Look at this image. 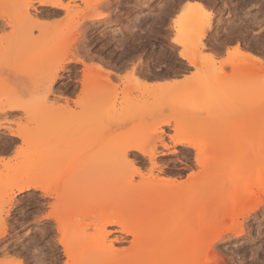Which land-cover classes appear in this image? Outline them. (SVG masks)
Instances as JSON below:
<instances>
[{
    "label": "rangeland",
    "instance_id": "1",
    "mask_svg": "<svg viewBox=\"0 0 264 264\" xmlns=\"http://www.w3.org/2000/svg\"><path fill=\"white\" fill-rule=\"evenodd\" d=\"M42 1L0 0V196L9 198L21 180L37 185L0 211V264L68 259L61 239L71 264L242 260L260 237L241 233L259 232L260 221L249 216L264 205V63L254 34L264 0H214L208 27L195 19L179 25L181 44L172 43L176 25L158 22L164 0H69L91 7L74 8L59 25L33 23L59 19ZM97 5L106 14L94 24L84 17ZM82 39L86 80L76 63ZM182 51L196 58L194 66ZM133 61L138 80L127 75ZM57 67L51 94L41 98ZM17 94L33 102H18ZM166 119L171 126H162ZM197 119L215 130L195 127ZM161 127L172 147L158 149L155 167H141L138 152L127 155L136 168L126 163L123 150ZM13 130L26 139L16 143ZM177 131L208 137L200 165L194 149L172 144ZM233 149L227 169L244 172L252 161L258 173L247 184L223 178L220 154ZM164 177L185 184L174 189ZM145 198V209L127 211L129 201ZM117 218H126L124 230L109 225Z\"/></svg>",
    "mask_w": 264,
    "mask_h": 264
},
{
    "label": "snow or ice",
    "instance_id": "2",
    "mask_svg": "<svg viewBox=\"0 0 264 264\" xmlns=\"http://www.w3.org/2000/svg\"><path fill=\"white\" fill-rule=\"evenodd\" d=\"M44 7H48L51 9H57L55 15L59 17V19L53 21L51 19L49 20H40L37 18L33 23H46L50 25H59L61 21H63L65 18L70 16L72 14V11L74 8H90L89 5H73L69 2V0H54V2L46 3L43 5ZM27 7H31V5H28ZM106 14V9L103 5H97L88 13V15L93 19H102L103 16L101 14ZM215 14V4L214 0H164L161 11L159 13V21L161 22V29L164 28L169 22L176 25V31L177 35L176 38L173 39V44H181V37H180V28L179 25L186 20L189 19H195L199 24H201L203 27H208L212 21V18ZM28 19H31L29 16ZM258 34L260 36V53L259 57L262 63H264V10H262L259 18H258ZM76 54L82 57L78 63H80L85 69L87 68L89 56H88V43L86 39H82L80 46L76 50ZM131 55V54H130ZM181 56H184L185 54L183 52L180 53ZM186 58V57H185ZM255 58V57H254ZM64 63L68 62L67 60L63 61ZM59 71V68L57 67L56 72ZM56 72L50 73L46 82L44 83L41 98H45L48 95L51 94L52 86L56 79ZM134 61L133 64L129 66V71L127 73L128 77H134ZM16 99L18 102H22L25 104H31L33 101L28 97H23L17 94ZM0 119H3L0 117ZM7 123V121L5 122ZM15 123V121H13ZM11 135L13 137H18L16 143H19L20 141H23L26 139V137L23 134H18L15 130L11 132ZM163 139L164 143L160 144V140ZM172 144L180 145V144H189L192 147H195L197 149L196 152V163L197 165L201 164V153L203 146L195 141H191L188 139H182L179 136V133H174L172 136ZM172 145L167 142L166 136L162 132H160L159 129L156 130L154 134H148L145 135L138 143V146L135 148L136 152L142 153V155L145 157L144 162L141 163V167H145L148 164H155L156 163V156L160 154V151H163L164 154H167V149L171 148ZM158 149L160 151H158ZM16 152H20V148L16 149ZM15 159L16 157H12ZM125 162L128 164H131V161L127 156H125ZM131 167L136 168V165L131 164ZM139 171V169H137ZM196 175L195 172H190L189 176ZM29 188L33 187L34 185L28 184ZM0 187H2V179H0ZM23 185L20 186V188L13 187V191L10 194L9 198L5 199L3 196H0V211H2L4 208H7L9 206V200L12 196L15 195L17 191L23 190ZM45 195H50L52 199L54 200L55 193L51 192H45ZM45 204H51V200L44 201ZM54 206V205H53ZM46 211V209L44 210ZM45 219L51 218V216L42 217ZM253 220H259L260 221V229L257 233L255 230H252L251 233H249L247 230L242 232L241 235L244 236H257L259 235L260 241L256 244L251 245L247 252L244 253V258L242 260L234 261L233 264H264V205H261L259 208L255 209L254 213L249 216V223H251ZM129 235H132V233H129ZM55 256V253L52 254ZM65 255H67V252H65ZM10 264H28L27 261L18 262V261H12ZM39 264H71V261L68 259H62L60 261L55 260H48L45 259ZM157 264H165V262H157Z\"/></svg>",
    "mask_w": 264,
    "mask_h": 264
},
{
    "label": "bare ground",
    "instance_id": "3",
    "mask_svg": "<svg viewBox=\"0 0 264 264\" xmlns=\"http://www.w3.org/2000/svg\"><path fill=\"white\" fill-rule=\"evenodd\" d=\"M51 2H54V0H43L42 2H41V5H44V4H46V3H51ZM57 10V9H56ZM55 10V11H56ZM57 12V11H56ZM50 13V12H49ZM55 13V12H54ZM44 14V13H43ZM51 14V13H50ZM31 15V14H30ZM48 15V14H47ZM38 16V15H37ZM49 16V15H48ZM86 20H88V21H90V22H93L94 24H95V21L96 20H93L90 16H85L84 17ZM101 20V19H100ZM97 21H99L98 19H97ZM2 23V22H1ZM4 23V22H3ZM2 23V24H3ZM84 23V22H83ZM7 24V23H6ZM1 25V24H0ZM8 25V24H7ZM94 26V25H93ZM134 27V29H136L135 28V26H133ZM132 30H133V28H132ZM135 31V30H134ZM186 31V30H185ZM182 32H183V30H180V34H182ZM201 37L198 39V43H199V45L201 46L202 45V40H203V36L204 35H200ZM238 48V47H237ZM241 51V50H240ZM185 55L184 56H181L180 54H179V56L182 58V59H184V60H186L187 61V63L188 64H190V65H195L196 63H195V61H196V58L194 57V56H191V55H189L188 53H186V52H184V51H182ZM237 52H238V49H237ZM181 53V52H180ZM243 53V52H242ZM245 54V53H244ZM66 55V54H65ZM243 55V54H242ZM248 58H252L251 57V55H249V54H245ZM186 57V58H185ZM252 59H255V58H252ZM76 61V60H75ZM78 59H77V61H76V63H78ZM256 62H257V60H256ZM126 65V64H125ZM235 65V64H234ZM146 66V65H145ZM241 66H242V64H241ZM115 67V66H114ZM240 67V66H239ZM63 68V67H62ZM117 68V67H116ZM64 69V68H63ZM101 69V68H100ZM158 70V69H157ZM103 71V70H102ZM155 71V70H154ZM220 71V70H219ZM89 72H90V67L89 66H87V68L85 69L84 68V77H85V80L88 78L87 76H88V74H89ZM106 72V71H105ZM135 72H137V71H135ZM138 73V72H137ZM149 73V72H148ZM56 74H57V72H56ZM110 74V72H108L107 71V74L106 75H109ZM136 74V73H135ZM134 74V75H135ZM177 75V74H176ZM136 76V77H135ZM134 77H135V79L136 80H138V78H137V75H135ZM153 76V75H152ZM56 78H57V75H56ZM132 78V77H131ZM145 78H147V77H145ZM154 78V77H153ZM133 79V78H132ZM135 79H133V80H135ZM56 80V79H55ZM151 80V79H150ZM107 82H108V80H107ZM175 84H176V82H175ZM18 108H13V107H11V108H9V110L10 111H14V110H17ZM193 123L195 124V127H199L200 129H202V130H204V129H206V130H208V129H212L213 131L215 130V127L212 125V123L211 122H209V121H201V120H199V119H197V120H194L193 121ZM162 126H171V120H168V119H166V120H163L162 121ZM196 124H199L198 126H196ZM163 127H161V128H159V130H160V132H162V133H164V131H163V129H162ZM193 129H194V127H192ZM188 133V132H187ZM189 135V134H188ZM208 137L207 136H203V134H199V135H197V136H195V137H192V136H187L186 135V137H184V138H182V139H188V140H191V141H195V142H197V143H199V144H201L202 146H203V148H202V153H201V155H204L205 153H207V147H206V139H207ZM161 144H163V143H161ZM182 145H188V146H190L189 144H182ZM137 146H130V147H128V148H125L124 150H123V152H122V154H123V157H125V156H127L130 152H136L135 151V148H136ZM192 149H194V151L195 152H197V149L195 148V147H192V146H190ZM167 150H169V149H167ZM235 149H233V150H228V151H223V153L222 154H220V162L222 163V166H223V170H224V167H225V169H226V171H224V175H223V178H225V179H227L228 181H230L231 183H237V182H239V181H242V182H244L245 184H247V183H249V182H251V180L255 177V176H257V172L253 169V166H252V161H249L248 163H246V167L244 168V172H241V167H239V166H237V167H234V168H231V169H227V166H228V164L230 163V162H232L233 161V159H234V153H235V151H234ZM138 153H140V152H138ZM161 153H162V151H161ZM159 154V155H157V156H160V155H163V154ZM141 155H142V153H140ZM156 159V158H155ZM3 161V160H2ZM256 163V162H255ZM155 164H152V166L153 167H155L154 166ZM260 170V169H259ZM261 173V172H260ZM262 174V173H261ZM264 174V173H263ZM261 176V175H260ZM253 177V178H252ZM170 179V178H169ZM167 179L166 177H164V178H161V181H164V182H167V183H169V184H171L172 185V187L174 188V189H178V188H181L184 184H185V181H175L174 179L172 180V179ZM264 183V182H263ZM28 184H32V185H34L33 187H31V188H29L27 185ZM252 184V183H251ZM250 184V185H251ZM21 185H23L24 187H23V190L22 191H17V194L18 193H23V192H26V191H29L30 189H36L37 188V185L33 182V181H31L30 179H25V180H21V181H18L16 184H15V187L16 188H20V186ZM234 185H238V184H234ZM249 185V184H248ZM147 202H148V200H147V198H145V199H141V200H139V201H135V200H131V201H129L128 203H127V211L129 212V211H132V210H141V209H145L146 208V204H147ZM196 205V204H195ZM126 218H117V219H115L114 220V222H109V225H112V224H114V225H118V226H120L121 228H122V230H124V225H125V220ZM162 221H158V222H156V223H158V224H162V225H166V224H168V223H166V222H163V219H161ZM140 223H142L143 225H148L149 223H147L145 220H141L140 221ZM68 242H67V240L65 239H61V240H59V245L63 248V251H64V254H65V252H67V255H65V256H67V258L70 260V257H71V254H70V252H69V248H70V246L67 244ZM215 244V243H214Z\"/></svg>",
    "mask_w": 264,
    "mask_h": 264
}]
</instances>
